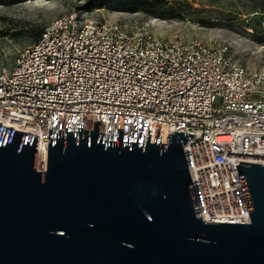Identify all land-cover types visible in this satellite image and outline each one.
I'll return each mask as SVG.
<instances>
[{"label":"built area","instance_id":"2783aa9c","mask_svg":"<svg viewBox=\"0 0 264 264\" xmlns=\"http://www.w3.org/2000/svg\"><path fill=\"white\" fill-rule=\"evenodd\" d=\"M166 144L194 135L183 154L201 221L248 224L236 166H264V69L247 70L217 42L166 40L125 19L73 10L51 20L0 70V127L37 137L45 173L48 130ZM144 140V141H143ZM45 146L46 157L39 152Z\"/></svg>","mask_w":264,"mask_h":264},{"label":"water","instance_id":"95a60500","mask_svg":"<svg viewBox=\"0 0 264 264\" xmlns=\"http://www.w3.org/2000/svg\"><path fill=\"white\" fill-rule=\"evenodd\" d=\"M48 130L46 172L37 137L0 127V264H264V166H236L250 222L201 221L183 154L167 145ZM144 141V140H143Z\"/></svg>","mask_w":264,"mask_h":264},{"label":"rangeland","instance_id":"374dc122","mask_svg":"<svg viewBox=\"0 0 264 264\" xmlns=\"http://www.w3.org/2000/svg\"><path fill=\"white\" fill-rule=\"evenodd\" d=\"M163 17L139 12L93 9L87 0L0 2V70L29 45L51 20L84 10L96 17L125 19L130 25L166 39L225 45L247 70L264 69V0H156Z\"/></svg>","mask_w":264,"mask_h":264},{"label":"trees","instance_id":"16d2710c","mask_svg":"<svg viewBox=\"0 0 264 264\" xmlns=\"http://www.w3.org/2000/svg\"><path fill=\"white\" fill-rule=\"evenodd\" d=\"M22 2L25 0H0V2ZM86 6L93 9L108 7L116 11L139 12L147 14L173 17L172 13H161L162 5L156 0H87Z\"/></svg>","mask_w":264,"mask_h":264},{"label":"bare ground","instance_id":"6f19581e","mask_svg":"<svg viewBox=\"0 0 264 264\" xmlns=\"http://www.w3.org/2000/svg\"><path fill=\"white\" fill-rule=\"evenodd\" d=\"M45 146H41L39 149V152L42 154L43 157H46V152H45Z\"/></svg>","mask_w":264,"mask_h":264}]
</instances>
